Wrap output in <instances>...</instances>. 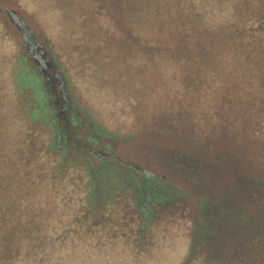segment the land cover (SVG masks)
Wrapping results in <instances>:
<instances>
[{
    "label": "trees",
    "instance_id": "trees-1",
    "mask_svg": "<svg viewBox=\"0 0 264 264\" xmlns=\"http://www.w3.org/2000/svg\"><path fill=\"white\" fill-rule=\"evenodd\" d=\"M231 1L223 0L226 5L221 6L217 5L219 0H177L175 8L168 11L161 0L155 6L147 0H122L123 5L130 2L135 7H124L121 12L124 28L119 35L125 43L121 56L123 63L127 60L131 67L122 63L119 77L127 85L126 81H132L129 74L134 76L138 89L134 100H138L144 86L150 85L148 77L143 76L162 75L170 90L189 91L191 101L202 106L194 115L191 107L179 103L182 105L178 109L189 112L194 122L205 121L206 115H225L234 128L238 121L245 124L247 133L264 145V13H240L229 5ZM74 17L75 33L78 32L75 37L90 25H99L106 32L114 27L108 14L92 13L89 21L80 13ZM241 19L248 23H240ZM98 35H91V41L106 40V36ZM27 40L29 50H36L38 45L29 37ZM100 53L99 63L94 59L86 62L91 69H106L109 65L110 52L105 44ZM37 54L38 51L33 55ZM184 54L191 56L187 59ZM23 61V56L17 59L10 76L0 74V264H70L74 256L69 238L74 232L101 229L106 223L113 226L122 222L118 224L127 234L118 233L120 237L128 236L129 244L140 247L147 239L144 234L148 225L159 212L154 205L157 200L167 209V220L182 218L178 202L181 192L165 189L142 175L135 176L130 165L110 160L108 155L119 151L108 142L100 144L96 137L99 129L76 116L64 82L53 72V64L42 81V75ZM45 62L41 57V66ZM108 77L105 75L104 81L110 85ZM56 86L58 91L54 92ZM133 109L129 111L132 119L136 115ZM173 120L171 117L169 123ZM59 122L63 124L60 132L55 129ZM73 134L76 140L81 139L80 145L68 142ZM156 135L146 139V147L156 149ZM114 136L121 142L131 137L105 133L107 138ZM259 151L264 155V146ZM121 154L130 161L126 153ZM153 155L160 161L169 160L162 154ZM183 162L177 159L175 165L184 166ZM139 176L148 185L135 190L137 193L129 200L131 205L124 204V215L131 218L124 224L111 217L115 194L127 189V178L138 181ZM199 202L198 225L190 218L183 231L186 256L194 252L196 242H204L213 232L207 211L212 208L206 206L203 197Z\"/></svg>",
    "mask_w": 264,
    "mask_h": 264
},
{
    "label": "rangeland",
    "instance_id": "rangeland-1",
    "mask_svg": "<svg viewBox=\"0 0 264 264\" xmlns=\"http://www.w3.org/2000/svg\"><path fill=\"white\" fill-rule=\"evenodd\" d=\"M161 1L168 11L177 3V0ZM222 1L217 5L225 6ZM147 2H151V6L161 3L160 0ZM129 4L123 5L122 0H0V74L10 76L17 59L23 56L22 63L35 69L43 81L53 64V72L63 80L76 116L85 119V124L91 121L99 129L96 136L99 143L108 142L112 148L126 153L130 161L165 175L172 181L167 189L181 192L178 202L182 218L167 220L164 214L167 209L162 208L158 200L154 201L159 212L148 225L144 234L147 239L140 247L129 244L128 236L120 237L118 233L127 234L118 224L122 222L113 226L106 223V227H94L86 233L75 231L69 238L74 256L70 264H264V155L259 151L264 146L262 140L250 136L246 125L242 126L240 121L234 128L225 115L215 118L206 115L205 121L194 122L189 112L178 109L182 105L179 103L191 107L194 115L202 106L191 101L189 91L170 90L168 80L162 75L147 73L143 76L148 77L150 85H145L141 98L134 100L138 90L133 83L134 76L129 74L132 81H126L127 85L119 77L123 63L121 49L125 44L119 35L124 28L121 12L124 7H135ZM229 5L240 13H264V0H233ZM95 12L108 14L114 27L110 26L106 32L99 25H90L75 37L78 32L75 33L74 15L80 13L89 21ZM99 33L106 36V40L93 38V42L101 43H92L90 36ZM28 37L38 45L33 52L29 50ZM104 44L110 52L109 65L105 67L109 70L91 69L86 62L102 61L100 49ZM36 51L42 52L41 57L46 59L42 70L33 55ZM184 56L188 59L191 55ZM123 64L126 68L131 65L127 60ZM107 74L110 85L104 81ZM54 88L57 92V86ZM54 108L58 110L56 104ZM130 109L136 113L134 119L129 116ZM171 117L175 121L169 123ZM35 124L41 123L36 121ZM55 129L60 132L62 122L56 124ZM106 132L131 137L121 142L116 136L105 137ZM75 134L68 142L76 141L80 145L81 139L76 140ZM153 135L157 136L156 149L146 147V139ZM82 152L87 153L85 146ZM153 154H162L169 160L160 161ZM177 159H183L185 167L176 166ZM125 183L127 189L115 194L116 203L111 213V217L124 224L131 219L124 215V204L137 193V188ZM201 197L206 206L212 208L207 211L213 232L204 242H196L194 252L186 256L187 238L183 231L190 218L198 225L196 213ZM81 254L84 258L77 259Z\"/></svg>",
    "mask_w": 264,
    "mask_h": 264
},
{
    "label": "water",
    "instance_id": "water-1",
    "mask_svg": "<svg viewBox=\"0 0 264 264\" xmlns=\"http://www.w3.org/2000/svg\"><path fill=\"white\" fill-rule=\"evenodd\" d=\"M108 156H110V160H112L113 162L118 161L121 164H126L128 166L130 165L129 169L135 176L142 175L145 179L148 178L154 184H157V185L162 184L164 186V188H168V187H170V185H172V181L169 178H167L165 175H163L161 173H156V172L147 170L146 168L137 165L136 162L129 161L120 152L119 153H114L113 155H108ZM104 158H107V156L104 157ZM121 171H123V170H120V173L122 175H125V173H122ZM126 182L129 185L133 186L134 188L143 187V186H147L148 185V183H146L142 179V177H140V176L138 178V181L133 180L131 177H129V178H127Z\"/></svg>",
    "mask_w": 264,
    "mask_h": 264
},
{
    "label": "flooded vegetation",
    "instance_id": "flooded-vegetation-1",
    "mask_svg": "<svg viewBox=\"0 0 264 264\" xmlns=\"http://www.w3.org/2000/svg\"><path fill=\"white\" fill-rule=\"evenodd\" d=\"M41 56H42V52L38 51V54L37 56H34L35 57V60L37 61V63H40V66H39V69L42 70L45 68V66H41ZM61 79V78H60ZM61 81H63L61 79ZM59 88H60V92L62 93L63 92V87H62V84L59 85Z\"/></svg>",
    "mask_w": 264,
    "mask_h": 264
}]
</instances>
